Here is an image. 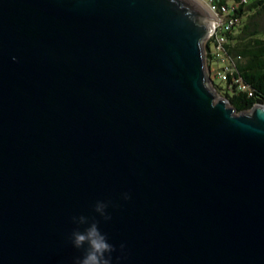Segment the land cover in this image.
Segmentation results:
<instances>
[{"label": "water", "instance_id": "obj_1", "mask_svg": "<svg viewBox=\"0 0 264 264\" xmlns=\"http://www.w3.org/2000/svg\"><path fill=\"white\" fill-rule=\"evenodd\" d=\"M212 30L195 0H0V264H76L94 222L110 264H264V104L215 101Z\"/></svg>", "mask_w": 264, "mask_h": 264}, {"label": "trees", "instance_id": "obj_2", "mask_svg": "<svg viewBox=\"0 0 264 264\" xmlns=\"http://www.w3.org/2000/svg\"><path fill=\"white\" fill-rule=\"evenodd\" d=\"M214 1L230 3L229 0ZM231 8L235 23L228 33L225 46L230 70L227 79L220 81L225 84V88L213 85L223 90L229 105L240 113L250 110L255 104H264V38L253 20L257 15L264 14V0H232ZM239 24L242 26L234 34ZM206 58L211 71L212 57L208 53Z\"/></svg>", "mask_w": 264, "mask_h": 264}, {"label": "built area", "instance_id": "obj_3", "mask_svg": "<svg viewBox=\"0 0 264 264\" xmlns=\"http://www.w3.org/2000/svg\"><path fill=\"white\" fill-rule=\"evenodd\" d=\"M207 4L213 19V30L205 40L206 55L209 53L212 57V69L211 71L208 67L207 69L212 80L215 77L220 81H224L227 79V73L230 70L225 46L228 42V33L235 23L232 16L233 9L228 4H221L214 0H210ZM207 47L209 48L207 49Z\"/></svg>", "mask_w": 264, "mask_h": 264}, {"label": "clouds", "instance_id": "obj_4", "mask_svg": "<svg viewBox=\"0 0 264 264\" xmlns=\"http://www.w3.org/2000/svg\"><path fill=\"white\" fill-rule=\"evenodd\" d=\"M79 219L84 221L85 217L81 216ZM72 236L75 247L82 248L85 243L88 245L83 257L77 259L76 264H110V257L105 254L111 253L113 246L107 242L106 236L99 231L95 222L83 232L74 231Z\"/></svg>", "mask_w": 264, "mask_h": 264}, {"label": "rangeland", "instance_id": "obj_5", "mask_svg": "<svg viewBox=\"0 0 264 264\" xmlns=\"http://www.w3.org/2000/svg\"><path fill=\"white\" fill-rule=\"evenodd\" d=\"M195 1L196 2L197 1L200 2L205 7V9L208 10V8H207L208 4L207 3L210 0H195ZM229 2L230 3H228V5L232 7V0H229ZM253 20L257 24V26L260 29V31L262 32L261 37L264 38V14L257 15ZM241 26H242V24H239V26L236 28V30H234V34L238 33L239 27H241ZM204 45H205V43H204ZM205 56H206V49H205ZM207 64H208V62H207V58H206V66H207ZM213 82H214V84L221 85L223 88H225V84L221 83L220 80H218L215 77L213 78ZM210 87H211V90H212L213 94L215 95V101H218L219 99L225 98L222 89H218L214 85H211ZM250 110H247L246 112H248Z\"/></svg>", "mask_w": 264, "mask_h": 264}]
</instances>
